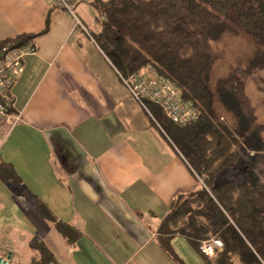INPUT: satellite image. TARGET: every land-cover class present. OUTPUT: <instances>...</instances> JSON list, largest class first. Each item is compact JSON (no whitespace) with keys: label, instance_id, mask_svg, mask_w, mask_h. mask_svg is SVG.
<instances>
[{"label":"crops","instance_id":"1","mask_svg":"<svg viewBox=\"0 0 264 264\" xmlns=\"http://www.w3.org/2000/svg\"><path fill=\"white\" fill-rule=\"evenodd\" d=\"M79 1L93 8V0ZM48 11L49 29L34 40L11 91L21 120L0 122V163L19 177L0 178V249L12 263L10 240L27 241L30 264L39 237L66 264H177L160 247L158 227L178 195L198 189L197 179L121 81L126 95L91 64L96 56L100 68L101 54L85 43L81 21L47 0H0V40L39 33ZM39 203L79 233L75 243ZM171 246L183 264H204L185 239Z\"/></svg>","mask_w":264,"mask_h":264},{"label":"trees","instance_id":"2","mask_svg":"<svg viewBox=\"0 0 264 264\" xmlns=\"http://www.w3.org/2000/svg\"><path fill=\"white\" fill-rule=\"evenodd\" d=\"M91 6L97 27L92 40L112 68L127 77L152 67L198 113L179 127L158 106L147 105L199 186L178 195L160 223L162 250L183 264L171 246L181 237L204 264H264V0H93ZM50 13L42 31L0 40V48L34 42L48 31ZM239 36L247 50L212 82L214 44ZM0 178L19 181L6 163H0ZM38 207L62 237L77 241L73 227ZM212 238L223 246L209 258L199 247ZM30 247L38 256L30 264L53 258L36 237Z\"/></svg>","mask_w":264,"mask_h":264},{"label":"built area","instance_id":"3","mask_svg":"<svg viewBox=\"0 0 264 264\" xmlns=\"http://www.w3.org/2000/svg\"><path fill=\"white\" fill-rule=\"evenodd\" d=\"M47 2L81 25L73 13L72 0H47ZM35 52L34 42L20 47L6 44L0 48V122L11 127L21 120L20 115H16L12 111L11 91L22 72L24 58ZM117 75L129 95L149 115L147 105L153 104L158 106L164 116L176 126L184 127L197 120V111L186 105L173 85L161 78L152 67L146 68L138 75L129 77L119 73ZM222 246L221 240L212 238L201 243L199 250L206 257L212 258L216 250H220ZM0 264H10V257L1 249Z\"/></svg>","mask_w":264,"mask_h":264},{"label":"rangeland","instance_id":"4","mask_svg":"<svg viewBox=\"0 0 264 264\" xmlns=\"http://www.w3.org/2000/svg\"><path fill=\"white\" fill-rule=\"evenodd\" d=\"M72 2H73L72 3V10H73V13H74L76 19L78 21H81V23L84 25V27H86L87 33H88L87 35L93 36V34L97 31L96 24L93 21L94 17L96 16L95 8L94 7L89 8L87 5L81 3L79 0H74ZM89 9H90V11H89ZM88 36L85 38L86 39L85 43H87L88 45H91L93 47V50L96 51V53L98 55H99V53L101 54V56L99 55V57H101L100 61L102 63V64H100V68H99L98 67V58L96 56H94L91 64L94 65L95 68L102 73L103 79L104 78L107 79L110 82L111 86L114 85L118 91H120L121 93L125 92V94L124 93L123 94L126 95V91L121 86L120 78L116 74V71L112 68V66H110L109 63L105 62V58H104L103 54L98 49V47H96L95 45H93L89 41ZM247 46H248V44H247L245 38L242 36H239L237 38L236 37L230 38V39L226 38V39H223L222 41H220L218 44H214L218 58H217V61L213 67V70H212L211 81L214 82L216 79H218L219 77H222L225 73H227V71H229L232 68L233 64H235L234 62L238 59V57L240 56V53L242 51L247 50V48H246ZM85 49H91V48L88 47ZM106 65L109 68H107ZM38 221H43V220L38 216ZM43 223H45V222L43 221ZM44 225L46 228L48 227L47 230H49V232L52 233V235H57L53 227H51L47 223H45ZM48 236H49V233H47V237H45V238H48ZM25 237H26L25 239H28L27 236H25ZM38 239L40 242L43 243V245L45 247L47 246L45 244V242L47 240L46 241L44 240L45 241L44 242L39 237H38ZM42 239H44V238H42ZM16 242H17L16 240L15 241L10 240V247H12V254H13L12 264H25L27 261H30V254H31L30 251L28 250L27 241H23V242L21 241L18 243H16ZM54 248L57 251H59V248H57V246ZM57 253H60V251ZM213 257H214V255H213ZM65 260L62 257H60L59 254H56L55 258L50 259L49 262H47L46 264H55V261L58 262L57 264H66L67 260L66 261Z\"/></svg>","mask_w":264,"mask_h":264},{"label":"bare ground","instance_id":"5","mask_svg":"<svg viewBox=\"0 0 264 264\" xmlns=\"http://www.w3.org/2000/svg\"><path fill=\"white\" fill-rule=\"evenodd\" d=\"M149 67V66H148ZM148 67H146V68H148ZM145 70V69H144ZM130 76H132V75H130ZM127 77H129V76H127ZM161 77V76H160ZM161 78H163V79H165V80H167L168 82H170L172 85H173V83L171 82V81H169L168 79H166V78H164V77H161ZM173 87H174V85H173ZM175 88V87H174ZM175 90L177 91V89L175 88ZM178 92V91H177ZM178 94H179V92H178ZM180 95V94H179ZM181 97V96H180ZM182 99V98H181ZM183 101V100H182ZM184 102V101H183ZM185 103V102H184ZM186 105H188L187 103H185ZM189 106V105H188ZM191 107V106H190ZM193 108V107H192ZM194 109V108H193ZM196 110V109H195ZM198 119V118H197Z\"/></svg>","mask_w":264,"mask_h":264}]
</instances>
